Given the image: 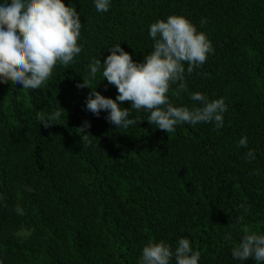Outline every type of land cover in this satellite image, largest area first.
<instances>
[{"label":"trees","instance_id":"obj_1","mask_svg":"<svg viewBox=\"0 0 264 264\" xmlns=\"http://www.w3.org/2000/svg\"><path fill=\"white\" fill-rule=\"evenodd\" d=\"M63 2L81 20L79 55L38 89L0 84V264H139L149 241L174 250L182 237L198 264H257L231 253L245 230L264 235V0H110L107 12L94 0ZM169 15L188 18L214 51L191 73L184 65L187 92L172 84L167 95L190 109L202 106L190 93L223 98V126L166 133L140 110L125 129L87 111L91 90L118 95L102 65L89 76L93 58L103 63L120 44L142 62L149 26ZM83 80L89 88L77 87Z\"/></svg>","mask_w":264,"mask_h":264},{"label":"clouds","instance_id":"obj_2","mask_svg":"<svg viewBox=\"0 0 264 264\" xmlns=\"http://www.w3.org/2000/svg\"><path fill=\"white\" fill-rule=\"evenodd\" d=\"M94 3L98 12L109 10L110 0ZM81 26L76 9L63 0H10L0 4V84L11 81L24 89L40 88L58 62L67 68L82 51L78 44ZM149 36L154 41L153 49L142 62H135L120 44L109 47L110 54L103 63L93 58L88 65L89 76L95 78L102 65L103 79L115 86L118 95L113 100L95 88L86 98V110L95 116L106 111V120L117 128L138 124L140 120L130 117L132 111L140 110L150 113L149 124L166 133L174 132L178 124L213 123L215 128H221L227 111L223 98L209 101L202 93H190V99L202 105L190 109L173 106L167 95L172 84L177 85V96L187 92L184 65L191 73L214 51L206 34L197 31L188 18L169 15L149 26ZM88 83L83 80L77 87H88ZM117 102H128L131 108H122ZM60 114L59 110L54 112L52 119H58ZM40 119L45 128L52 124ZM87 127L90 125L85 121L82 133ZM89 135L84 134V139ZM238 147H247V137L240 138ZM246 158L254 159V150L250 149ZM231 254L242 261L251 257L257 264L264 262V235L245 230ZM173 258L175 264H198L200 252L193 250L186 237L178 240L174 250L163 240L149 241L142 249L139 264H171Z\"/></svg>","mask_w":264,"mask_h":264}]
</instances>
